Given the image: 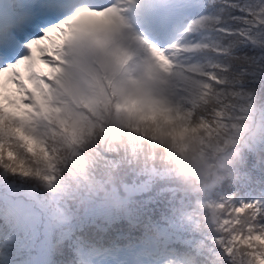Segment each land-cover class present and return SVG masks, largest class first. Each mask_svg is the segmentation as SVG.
Segmentation results:
<instances>
[{"label": "snow or ice", "instance_id": "obj_1", "mask_svg": "<svg viewBox=\"0 0 264 264\" xmlns=\"http://www.w3.org/2000/svg\"><path fill=\"white\" fill-rule=\"evenodd\" d=\"M77 10L96 26L112 27L126 40L111 67L131 74L142 63L160 86L153 107L181 106V78L195 75L216 88L217 107L247 117L252 101L240 84L254 63L237 54L253 33L264 30V0H0V167L13 175L56 180L48 144L34 135L35 117L61 120L69 109L95 112L111 99L112 80L97 71L90 82L95 96L75 86L66 68L65 28ZM238 10L243 19L230 27ZM234 66H240V72ZM253 71L264 72V61ZM13 86L16 97L6 95ZM20 128L32 144L14 134ZM44 165L31 169L28 162ZM214 194H218L217 189ZM227 221L215 232L225 264H264V200L236 203L219 195Z\"/></svg>", "mask_w": 264, "mask_h": 264}, {"label": "clouds", "instance_id": "obj_2", "mask_svg": "<svg viewBox=\"0 0 264 264\" xmlns=\"http://www.w3.org/2000/svg\"><path fill=\"white\" fill-rule=\"evenodd\" d=\"M66 19L71 25L65 28L66 68L75 86L85 95L95 96L97 89L90 77L107 71L112 87L109 103L99 105L95 112L81 114L69 109L62 122L41 117L30 122V131L48 144L56 179L67 170L78 178L82 189H99L101 150L120 151L142 168L165 169L182 193L193 198L192 207L183 215L202 229L220 231L228 209L214 193L242 165V150L264 143V119L256 109L244 118L217 107L215 85L195 75L179 81V94L187 98L185 105H170L166 110L153 107L160 86L142 63L131 74L111 67L126 46L125 38L110 26H96L81 10ZM13 131L32 144L20 128ZM258 158L264 160L260 153ZM28 166L45 167L31 161ZM186 261L199 264L194 255H188ZM165 264L175 261L169 258Z\"/></svg>", "mask_w": 264, "mask_h": 264}, {"label": "trees", "instance_id": "obj_3", "mask_svg": "<svg viewBox=\"0 0 264 264\" xmlns=\"http://www.w3.org/2000/svg\"><path fill=\"white\" fill-rule=\"evenodd\" d=\"M244 2L255 5L258 0H244ZM231 15L236 19L229 18V26H239L243 15L238 10H234ZM252 39L251 43L240 45L237 49V54L254 61L249 66V73L242 79L240 88L249 95L253 109H256L260 117L264 119V72L252 70L258 68L264 61V30L254 32ZM234 67L236 72H240V66ZM261 149H264V143H257L254 147L242 150V165L218 186L219 195L233 197L236 203L264 200V160L258 158V153L264 156ZM139 171L147 172L155 182L141 179ZM8 173L12 174L9 171ZM99 175L102 187L96 190H85L79 187L78 178L67 170L60 172L57 176L64 187L76 194L77 199V204L70 209L69 213L67 212L64 218L66 222L71 223L72 231L63 243L68 247L77 246L68 254L71 261H77V248L89 250L92 246L113 247L112 243L115 240L120 243L126 236L117 237L114 234L116 230L126 232L132 229L126 216L144 213L153 215L155 211L167 204L157 218L163 222L167 218L177 219L175 216H179L178 213L172 211L177 209V202L175 200L171 202V200L180 198L184 202V210L188 209L186 207L188 203L192 205L193 198L182 193L165 169L142 168L120 151L101 150ZM28 178L33 179V182L39 186L35 177ZM152 196L162 199L156 202ZM122 203L123 205H120ZM107 210L109 216L105 214ZM109 221H113L112 224H109ZM99 223H104L105 231L98 227ZM216 235L215 231L203 229V232L199 233L202 247L197 250L193 235L187 225L186 237H191L192 241L183 245V250L177 259L186 261L188 255H200L206 257L207 261H213L207 264H225L224 257L216 251L214 245V243L218 244ZM56 259L55 257L50 261L53 262Z\"/></svg>", "mask_w": 264, "mask_h": 264}, {"label": "rangeland", "instance_id": "obj_4", "mask_svg": "<svg viewBox=\"0 0 264 264\" xmlns=\"http://www.w3.org/2000/svg\"><path fill=\"white\" fill-rule=\"evenodd\" d=\"M5 94L11 96L13 99H15V97H16V93H15L13 86H9L8 89H6ZM213 241H215V239ZM214 245L216 247V251L219 252L220 254H222V257H224L221 246L219 244H216V243H214ZM100 254L101 253L96 254L94 251H91L89 253V256H87L85 258V264H122L124 261V257H123L122 253H117V255H114V256L113 255L101 256ZM97 255L101 256V257L98 259ZM128 259L131 262H133V256H131ZM145 264H147V263H145ZM161 264H163V261H161ZM164 264H165V262H164Z\"/></svg>", "mask_w": 264, "mask_h": 264}]
</instances>
